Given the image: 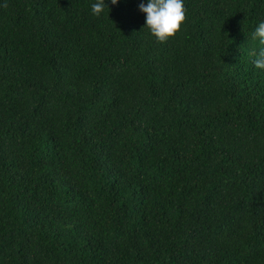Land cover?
Segmentation results:
<instances>
[{
	"label": "trees",
	"instance_id": "1",
	"mask_svg": "<svg viewBox=\"0 0 264 264\" xmlns=\"http://www.w3.org/2000/svg\"><path fill=\"white\" fill-rule=\"evenodd\" d=\"M147 2L0 0V264H264V0Z\"/></svg>",
	"mask_w": 264,
	"mask_h": 264
},
{
	"label": "clouds",
	"instance_id": "2",
	"mask_svg": "<svg viewBox=\"0 0 264 264\" xmlns=\"http://www.w3.org/2000/svg\"><path fill=\"white\" fill-rule=\"evenodd\" d=\"M118 0H111L116 5ZM5 7L7 5H4ZM107 7L105 0H95L91 6L92 14L100 16ZM140 11L146 14L145 26L157 42L165 43L169 38H174L186 21L187 9L183 0H148L147 4H140ZM252 39L261 46L255 53L254 67L264 70V21L260 22Z\"/></svg>",
	"mask_w": 264,
	"mask_h": 264
}]
</instances>
